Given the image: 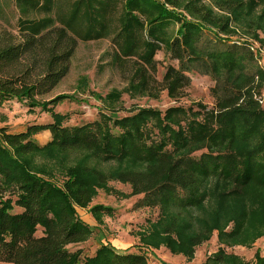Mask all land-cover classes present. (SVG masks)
<instances>
[{"label":"trees","instance_id":"obj_1","mask_svg":"<svg viewBox=\"0 0 264 264\" xmlns=\"http://www.w3.org/2000/svg\"><path fill=\"white\" fill-rule=\"evenodd\" d=\"M51 3L18 0L20 34L0 26V105L16 99L53 118L17 132L0 127V264H147L144 254L120 252L111 244L91 256L77 247L92 233L77 207H90L96 215L111 209L92 205L100 188L120 196L143 194V204L159 205L158 219L139 234L140 249L164 244L193 257L196 246L215 232L227 245H251L263 235L264 68L247 71L246 63L255 59L247 43L233 42L246 51L205 53L198 42L203 31L223 42L222 34L260 39L264 6L257 8L261 3L256 0H73L59 27L49 29L50 16L28 17L30 8L50 10ZM118 8L120 30L114 39L119 52L140 60L131 85L154 95L156 79L150 71L156 70L154 55L163 43L181 63L185 54L190 60L207 59L211 71L229 84L215 108L175 107L164 117L137 108L119 117L110 106L94 121L64 124L67 116L55 106L67 95H45L68 74L78 37L103 36L105 21ZM171 22L178 23L175 36H163L160 31L167 35ZM182 71L169 66L164 75L162 89L171 97L180 96L189 83ZM108 99L117 101L119 93ZM185 111H192L185 124L176 122L174 114ZM152 117L156 136L148 125ZM45 130L52 138L40 144L35 136ZM199 150L205 151L193 155ZM112 180L129 184L131 192L110 187ZM241 195L255 204L251 215L248 205L234 204ZM205 264L250 263L220 249ZM254 264H264V256L257 254Z\"/></svg>","mask_w":264,"mask_h":264},{"label":"rangeland","instance_id":"obj_2","mask_svg":"<svg viewBox=\"0 0 264 264\" xmlns=\"http://www.w3.org/2000/svg\"><path fill=\"white\" fill-rule=\"evenodd\" d=\"M72 1L52 0L50 10H46L45 7H41L40 10L30 8L28 17L40 19L50 16L53 18V22L49 29L59 27L62 25L61 18L69 11V3ZM207 1L211 2V0ZM256 1L261 3L257 8L264 6V0ZM20 10L18 0H0V26L19 35L20 16L22 15V10ZM121 12V8H118L107 18L103 36L85 40L72 33L78 37V45L71 58L70 70L59 84L45 95V98L59 94L67 95L55 106L57 112L66 114L67 118L64 124L79 125L94 121L99 119L101 111L109 113L110 106L117 108L119 117L133 114L137 108L157 110L162 117L170 108L175 107L191 108L193 112H203L215 108L217 100L230 90L229 84L224 78L217 77L211 71L207 59L190 60L189 56L185 54L184 61L181 63L173 53L166 50L163 43L154 55L156 70L155 72L150 71L152 78L156 79L155 88L151 89L154 95H148L139 91L138 87L131 85L135 66L140 60L138 55L125 56L119 52L114 37L120 30ZM177 28L178 23L171 22L166 28L167 35L164 34V31L160 32H163V36H175ZM241 35L234 34L231 39H227L228 37L222 34L221 36L225 40L223 42L217 39L212 32L203 31L198 48L205 53L227 49L246 51V47L233 43L234 40H239L247 43L249 50L252 49L255 55L256 60L253 59L246 63L247 71L255 72L260 66L264 68V33H261L260 39L257 40L248 35ZM169 66L182 69L189 79L188 85L182 89L180 96L175 98L169 96L166 89H162L164 75ZM152 78L150 77V79ZM114 91L119 93V99L110 101V104L108 94ZM261 101L264 107V87ZM192 111L174 114L175 121L184 125L186 117L188 114L191 115ZM201 118V116L198 117V119ZM50 121H53L50 113L42 111L39 107L29 110L27 106L16 99L5 101L0 105V127L6 126L12 132L25 130L32 122L46 123ZM148 125L154 136L158 135L159 130L156 127L155 117L149 120ZM35 137L40 144H46L52 138L48 130L38 133ZM205 150L196 151L193 155L199 156ZM109 186L123 194L131 192L129 184L117 180L110 181ZM143 196V194L120 196L100 188L92 205L108 206L111 208L109 212L96 215L90 207H77L81 218L92 228L89 239L77 246L82 248L83 255L91 256L101 245L111 244L120 252L128 250L144 254L147 264H205L206 259L220 249L238 255L250 264L256 262L257 254L264 256V234L256 238L251 245L241 243L227 245L219 240L218 234L215 232L209 240L196 246L193 257L184 253H174L164 244L157 249H140L139 234L148 230V226L158 219L160 213L159 205L143 204ZM240 197L234 201V204L248 205L247 211L251 215L255 204H252L248 196L241 195ZM36 234H42L41 227Z\"/></svg>","mask_w":264,"mask_h":264}]
</instances>
